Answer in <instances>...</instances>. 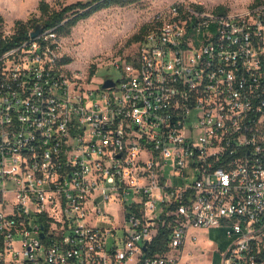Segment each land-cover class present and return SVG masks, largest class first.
Returning <instances> with one entry per match:
<instances>
[{"label":"built area","instance_id":"1","mask_svg":"<svg viewBox=\"0 0 264 264\" xmlns=\"http://www.w3.org/2000/svg\"><path fill=\"white\" fill-rule=\"evenodd\" d=\"M60 46L52 28L0 57V264H194L210 228L219 264H264V1L170 5L107 88Z\"/></svg>","mask_w":264,"mask_h":264},{"label":"rangeland","instance_id":"2","mask_svg":"<svg viewBox=\"0 0 264 264\" xmlns=\"http://www.w3.org/2000/svg\"><path fill=\"white\" fill-rule=\"evenodd\" d=\"M40 1L0 0V15L4 17L3 34L11 36L16 31L18 20L27 23L29 19H34L36 24L41 23L42 13L38 10ZM46 1L59 8L60 3L67 5L86 0ZM260 1L264 0H137L127 6L114 5L81 20L69 35H59L61 46L58 55L68 65L69 71L78 73L80 85L97 89L102 87L106 79L117 81L121 78V71L111 60L133 55L140 44V41L132 39L133 36L144 25L150 28L155 17L167 11L170 5L186 2L210 9L223 6L231 11L245 9ZM32 24L31 22L28 26L31 31L35 29ZM108 211L118 221L123 216L121 204L108 205ZM197 233L198 241L196 244H189L191 254L186 256V260L194 264H219V250H224L229 242L224 229H208L209 238L207 232ZM208 239L213 242L212 245Z\"/></svg>","mask_w":264,"mask_h":264},{"label":"trees","instance_id":"3","mask_svg":"<svg viewBox=\"0 0 264 264\" xmlns=\"http://www.w3.org/2000/svg\"><path fill=\"white\" fill-rule=\"evenodd\" d=\"M137 0H86L77 1L72 4L63 5L60 3V7L56 8L46 0H41L38 5V10L42 13V24L44 30L54 28L58 35H69L72 28L83 19L90 17L97 11L104 8H108L114 5L127 6L134 3ZM59 3V1H57ZM261 2V1H260ZM216 10L224 12L223 6H219ZM36 27L34 19H29L27 23L21 20L17 21L16 31L8 38L4 39L2 31V25L4 23V17L0 15V57L12 47L20 45L23 41L30 38L31 29L28 28L29 23ZM149 29V26L144 25L140 31L133 36L134 41H141L143 36ZM168 231H163L154 240L151 247L153 252H160L166 244V237Z\"/></svg>","mask_w":264,"mask_h":264},{"label":"water","instance_id":"4","mask_svg":"<svg viewBox=\"0 0 264 264\" xmlns=\"http://www.w3.org/2000/svg\"><path fill=\"white\" fill-rule=\"evenodd\" d=\"M44 30V26L42 23H38L35 27V29L31 32L30 36L32 38H35L39 36ZM114 85V81L112 79H108L103 83V88H107L109 86Z\"/></svg>","mask_w":264,"mask_h":264},{"label":"crops","instance_id":"5","mask_svg":"<svg viewBox=\"0 0 264 264\" xmlns=\"http://www.w3.org/2000/svg\"><path fill=\"white\" fill-rule=\"evenodd\" d=\"M207 232V236H208V238H209V234H208V229L207 230H205V229H199L197 232ZM208 242L212 245L213 244V242H211V240L210 239H208Z\"/></svg>","mask_w":264,"mask_h":264}]
</instances>
